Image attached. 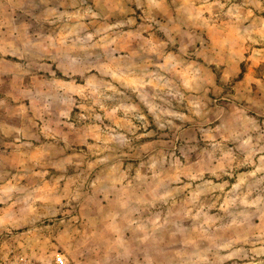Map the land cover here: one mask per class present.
Returning a JSON list of instances; mask_svg holds the SVG:
<instances>
[{"label":"rangeland","instance_id":"1","mask_svg":"<svg viewBox=\"0 0 264 264\" xmlns=\"http://www.w3.org/2000/svg\"><path fill=\"white\" fill-rule=\"evenodd\" d=\"M264 264V0H0V264Z\"/></svg>","mask_w":264,"mask_h":264},{"label":"built area","instance_id":"2","mask_svg":"<svg viewBox=\"0 0 264 264\" xmlns=\"http://www.w3.org/2000/svg\"><path fill=\"white\" fill-rule=\"evenodd\" d=\"M8 264H38L35 261L31 260L27 256H17L13 261ZM49 264H68V259L61 252H56L53 255L51 263Z\"/></svg>","mask_w":264,"mask_h":264}]
</instances>
